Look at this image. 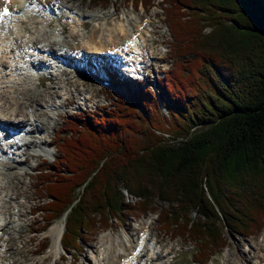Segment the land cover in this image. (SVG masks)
<instances>
[{
    "label": "trees",
    "instance_id": "trees-1",
    "mask_svg": "<svg viewBox=\"0 0 264 264\" xmlns=\"http://www.w3.org/2000/svg\"><path fill=\"white\" fill-rule=\"evenodd\" d=\"M164 2L177 59L159 91L139 88L133 103L115 91L112 108L88 111L69 131L62 125L38 181L45 227L65 219L67 254L82 231L134 209L124 190L144 212L154 198L167 205L157 218L194 244L195 264L224 248V230L249 236L264 227V0Z\"/></svg>",
    "mask_w": 264,
    "mask_h": 264
},
{
    "label": "rangeland",
    "instance_id": "rangeland-1",
    "mask_svg": "<svg viewBox=\"0 0 264 264\" xmlns=\"http://www.w3.org/2000/svg\"><path fill=\"white\" fill-rule=\"evenodd\" d=\"M26 1L33 4L31 5V8L35 9L33 12V10L29 8L28 12L25 14H30L28 15L27 19L25 17V20H28L30 26L35 24L34 22L32 23V21L37 19L38 15L43 16L46 13L44 11L46 6L52 8L50 14L52 16L49 17V15H46V17H49V19L51 20L49 25H43L45 26L44 30L46 32H44V34L34 36V39L36 41L34 42L35 44L40 46L42 42L39 43V39L43 41L49 37H56L62 40L61 43L50 44L49 48H54L57 50L58 47L60 48L65 46L67 50L68 48L75 50L82 48L83 50L81 49V55L75 54L76 61L74 63H71L70 66L64 65L67 67V72H65V74L63 73L57 75V80L59 82L57 85L47 79L41 80V84H38V86L36 87L37 93L35 92L39 98L38 104L35 105L32 95L23 104V107L21 108L23 110L20 109V111L18 112V114L23 115L26 120V117H28V115L25 114L24 108L27 107L28 104L29 106H32V108L38 107V109H41L45 106V102L56 104L60 100H63L65 97H68L69 100H71V104L58 107L60 116L52 114V118L49 117L47 119L48 121L46 120L45 116H42L41 114L37 116L38 119L43 118L45 121H47V134L45 135V137L51 138L52 142L49 143L48 147L46 146V149L49 150L50 153H41V158L38 159L37 157L34 158L35 156H28L27 163L25 164L26 161L23 163L25 164L24 169L26 170V173L20 179L12 178L15 183L21 186L20 191L28 190V193H31V198L29 201H26L23 194H19L13 200L9 199L5 202L6 207H9L12 212L10 217L12 222L10 223V225L13 226V230L11 231V234L16 235L18 224L20 223H22L25 227L30 223L32 224V226L36 227L23 234V238L25 240L24 244L21 243V241H17L13 246L14 249H22L23 254L26 255L25 261H22L20 256L16 255L15 257L17 258V264H33L35 262H39L41 258L44 257H46L44 258L45 264H103L104 260L99 253L101 249L105 247L106 243V241L101 240V234H103V232H107L113 236V244L115 246H113L114 254L126 255L127 252L128 254L129 252L131 253L132 249V253L135 251L137 253L141 251L137 259L135 260V264H195L192 261L194 244L186 237L182 238L184 236L180 235V228H173L175 226L178 227V225H171L170 228H168L169 230H171L169 231L166 227L161 225L160 220L156 218L158 210L161 209L159 207L161 206L165 209L167 208V205L154 198L153 203L151 204L152 208L147 212H144L140 210L139 207H137L135 202L136 198L128 194L125 190V201L129 202L131 206L134 207V209L132 210L129 207L128 209L122 211L119 218H112L109 222L111 226L108 228H103L96 224L95 228H93L88 235L82 231L81 234L83 235V238H81V240L79 241L78 248L75 253L64 254L63 249L61 248V241L56 253L50 252L49 250L55 236L49 233L48 229L52 225L57 226L58 229H60V223L63 222V230L61 233L62 237L65 222L64 217L53 220L49 225L46 226L47 229L43 230L45 228L46 221L48 220L46 219L47 211L44 207V203L48 201V198L47 194L44 192V185L42 183L39 184L38 181L40 179L43 180L48 176V173H45V175H43V169H48L53 165L52 159L57 152L54 143L57 141L58 136L60 135V131L56 130L63 124L70 126V128L68 129H62L63 131L71 130L75 125L82 123L88 111H93L97 107H100V109L105 108L106 110L112 108L115 102L113 100V93L115 91H119L124 97L127 98L128 102L132 103L133 101L128 98V94H131V92H136L138 90V87H140V89L148 87L152 92L159 91V78L172 67L173 62L175 61V59H177V57L173 55V51L171 50L170 46V42L173 41V38L169 30V17L165 15L164 11V7L166 6L164 0H150L151 3L149 2L150 5L147 6L141 4L140 1L136 2L135 0H72L71 6H67L69 3H67L66 5L63 0H39L40 2L37 5L35 0ZM94 1H96V3H94ZM148 1L149 0H143L142 3H147ZM42 6H45L44 10L42 9ZM68 9H71L73 11L71 15L68 13ZM60 13L62 15H60ZM95 14H97V16ZM73 15H75V19H72ZM105 15H107L108 18L104 19L103 21V17H105ZM180 15L181 13H178L177 16ZM80 19L83 20V22L85 21L84 26L81 25ZM105 21L106 25L104 24ZM99 24L102 25H100L101 27L99 29H101L102 27L105 28V31H103L104 37H108L109 35V30H106L107 27L114 28L117 27L118 24L121 25L120 27H124L127 29L132 28L131 30L134 32H136V28H140V31L142 33L141 38L145 39L144 45L146 49L151 52L152 61L150 63L149 61H147V64L143 63V67L138 69L135 73H132L129 70L121 67V70H118L119 73L116 72L120 74L121 77H124L123 84L126 85L125 88L121 89L117 86V84L120 83L118 82L116 73H112V77L116 80H113V84L107 82V85L104 84L103 81L105 80L101 76L94 73V71L98 69V64L105 63L106 69L103 72V74H105L110 73L109 67H112V63H117L116 65H122V62L124 63V57H127V53H110V51L108 52L110 47H112L113 45H117L119 41H114L113 45L112 43H110V45H106L108 49L106 48V50H103L102 52L93 48H90L89 50V48L87 49L83 45H81L82 41L89 39L90 36L96 37L99 34L96 33L98 30L92 29L93 27H97ZM61 26H63L64 28L60 30L59 28ZM70 32L74 33V35H71ZM123 42L124 41H121V43ZM74 45L78 46L76 47ZM121 53H123L124 55H121ZM48 62L51 64L55 63L50 59V57H48ZM83 67H87V69L90 70L92 68H95V70H93L94 74H86L85 71L82 70ZM46 68V72H43V74L49 75V73L47 72L51 69V67ZM112 69L116 68L113 66ZM32 72L34 71L32 70ZM35 82L37 81L35 80ZM140 82L142 83L140 84ZM53 85H56L55 88H57L58 93L50 98L48 97V93L46 91L47 87H52ZM41 94H44L45 96ZM136 94L137 93H134L130 97ZM51 99H53V101ZM133 108L141 113L142 116H145L140 107L133 106ZM161 108L165 113L163 106H161ZM100 109L98 110L99 112L102 111V109ZM67 119H69L68 122ZM35 145L36 147L39 146V144ZM42 159L46 162L43 165L40 162ZM32 164L36 165L34 170L29 168V166ZM40 165H42L43 168L39 169L40 171H38V167ZM59 165L60 164H58L57 166L59 167ZM17 171L21 172L22 170ZM48 171H50V169ZM0 180L5 181L6 179L0 178ZM11 192L12 191L10 190L9 194ZM16 199L20 202H16ZM18 203H22L23 207L18 208L16 206ZM29 207L31 208V213L27 214V218L18 220L16 216L18 211L26 213ZM37 207L38 210H35V212H33V209ZM164 209L162 210L163 214ZM193 216L194 215L192 214L191 217ZM33 217H35V219ZM4 218H6L5 214L0 216V221L4 220ZM96 220H98V218ZM182 222V220H179L178 223L181 224ZM143 230H149L150 235L148 240L143 242L145 248L142 251L141 246L139 248H136L135 245L138 242V233ZM263 230L264 227L258 233L249 236H242L224 230L223 237L225 246L220 252L215 254L207 264H248L246 263V259L254 257L255 254L258 255L260 263L264 264ZM3 232L6 235L2 233L0 234L4 238L7 236V233L5 231ZM45 244L46 247L43 248ZM35 248H38V250L34 253L28 251L29 249L32 250ZM121 248H124L126 250L123 251ZM156 254H159V256H157L158 258L155 257ZM61 255H64V259L60 258ZM8 260L10 259H0L2 264H7Z\"/></svg>",
    "mask_w": 264,
    "mask_h": 264
},
{
    "label": "bare ground",
    "instance_id": "bare-ground-1",
    "mask_svg": "<svg viewBox=\"0 0 264 264\" xmlns=\"http://www.w3.org/2000/svg\"><path fill=\"white\" fill-rule=\"evenodd\" d=\"M35 1H36V5L40 2L39 0H35ZM63 1L66 3V5L67 3H69L67 6L72 5L71 4L72 0H63ZM31 5L33 4H31L30 2H27L26 0H8V1L0 0V13L1 11H3L5 7H9L11 11V13L8 16L4 17L3 21L0 23V122L5 121V120L12 121V122L13 120H16L17 122L22 121L21 125L19 126L20 130H19V134L17 138L9 139L7 137L8 132L5 130L2 131L3 132L2 138H0V143L4 144L3 146L0 145V178L6 179L5 181L0 180V214L6 215V218L0 221V233L5 234L3 231L7 233V236L4 238L0 234V259L9 258L10 260H8L7 264H17V258L15 257L16 255H19L22 261L26 260V255L23 254L22 249H14L13 246L15 245L17 241H21V243L24 244L25 240L23 238V234L25 232L30 231L31 229L36 228L35 226H32L31 223L28 224V226L26 227L22 223H20L18 224L16 235L11 234V231L13 230V226L10 225V223L12 222L10 218L12 212L9 209V207H6L5 202L9 199L13 200L19 194H23L26 201H29L31 198V193H28V190L20 191L21 186L15 183L12 180V178L20 179L26 173L24 166L27 163L28 156L29 157L35 156L34 158L37 157L38 159V158H41L40 157L41 153H44V154L50 153V151L46 149V146L48 147L49 143L52 142L51 138L45 137V135L47 134V131H46V125L48 121L47 119L49 117L52 118L51 116L52 114L56 116H60V111L58 107L71 104L70 102L71 100H69L68 97H65L63 100H60L56 104H52L51 102H45L47 99L46 98L44 101L45 106L42 107L41 109H38V107L32 108V106H29L28 104V106L25 107L24 109H25V114L31 116V119L29 117H26V120L25 118L24 119L21 118L23 117V115L18 114V112L23 107V104L25 103V101L32 95H33L32 98L35 102V105L38 104L39 98L36 95L37 93L36 87L38 86V84H41V80L47 79L57 85L59 83L57 80V75L63 74V73L65 74V72H67V70L64 69L62 66L58 65V63L61 62L63 65L70 66L71 63H74L76 61L75 54L81 55L80 53L83 50L82 48H79V47H78L79 49L77 50L71 49V48H68L67 50L65 46L60 47V48L56 47L58 51L54 48L53 49L49 48L50 44L61 43L62 40L56 37H49L43 41L39 39V43L42 42L41 45L38 46L37 44H35L34 42L36 41L34 39V36L44 34V32H46L44 30L45 26L43 25L44 24H46V26L49 25L51 21L49 17L52 16L50 15L52 8L48 6L46 7L42 6V9L44 10V7H45L44 11L48 14L45 13L43 16L38 15L37 19L32 21V23L34 22L35 24L30 26V23L28 22V20H25V17L27 19L28 15L30 14L28 15H25V14L28 12V9L32 7ZM31 9L34 12L35 9L33 8ZM68 10H69L68 13L71 15L73 11L71 9H68ZM46 15H49V17H46ZM60 15L62 14L60 13ZM95 15L97 16V14ZM73 18L75 19V15L72 16V19ZM107 18L108 16L105 15V17H103V21L104 19H107ZM80 21H81V25L84 26L85 21L83 22V20L81 19ZM104 24L106 25V21ZM100 25L101 24H99L97 27L92 28L93 30H98L97 32L96 31L95 32L99 34L96 37L90 36L89 39L86 38L87 40L82 41L81 45H83L87 49L89 48V50L90 48L91 49L93 48V49L100 50V52H102L103 50L104 51L106 50L107 48L106 45H110V43H112L113 45L114 41H119L118 42L119 44L117 43V45H113V46L111 45L112 47H110L108 51H110L111 49L115 50L121 45H126L127 51H128L127 57H124V63L122 62V65L119 67L125 68L132 73H135L138 69L143 67V63L147 64V61H149V63L152 61L151 52H149L148 49H146L144 45L145 39L141 38L142 33L140 31V28H136L137 30H135L136 32H134L131 30L132 28L127 29L124 27H120L121 25L118 24L117 27H114V28L107 27L106 30H109L108 32L109 35L108 37H104L103 31H105L104 30L105 28L102 27L101 29H99L102 26ZM63 28L64 27L61 26L59 29L61 30ZM70 33L71 35H74V33L72 32ZM25 35H28V36H25ZM121 41H124V42L121 43ZM132 42L133 44L131 46ZM36 49H38L39 51L38 53L35 54L34 51ZM121 55H124V54L121 53ZM48 57H50V59L56 63L54 64L49 63ZM105 66H106L105 63H103V64H98V69L96 70L95 68H92L90 70V69H87V67H83L82 70H87L89 74L95 73L96 75L101 76L102 78L106 79L111 84H113V80H116L112 77V73H114V71H112V67L110 66L109 67L110 73L103 74V72L106 69ZM46 67H51L52 69V70L50 69L47 72L49 73V75L43 74V72H46V69H47ZM32 70L34 72H32ZM93 70H95L94 73H93ZM121 78L122 79L118 80L120 84H117V86L122 89V88H125L126 85L123 84L124 77H121ZM35 80L37 82H35ZM56 85H53L52 87L51 86L47 87L46 92L48 93V97L52 98L58 93L57 88H55ZM139 88L140 87H138L137 89L139 90ZM138 90L136 92H131V94L137 93ZM41 95H44V94H41ZM51 100L53 101V99ZM39 114H41L42 116H45L47 121H45L41 117H40L41 119H38L37 116ZM61 126L59 128H61ZM59 128L56 131H58ZM27 136H31V137L27 138ZM35 144H39V146L36 147ZM24 162L25 164H23ZM35 167H36L35 164H32L29 166V168L32 170H34ZM16 169L22 170V171L18 172ZM10 190L12 192L9 194ZM17 199L15 201L20 202ZM16 206L18 208H22L23 204L18 203ZM38 207L34 208L33 212H35V210H37ZM30 213H31V208L29 207L26 213L22 211H18L16 216L18 220L25 219L27 218V214H30ZM33 218L35 219V217ZM59 228L60 229H58L57 226L52 225L48 229L49 233L55 236L49 248L50 252H53V253H56L58 251V246H60L59 243H60L61 233L63 230V222L60 223ZM138 234H139L138 242L136 243L135 246L136 248L141 246V250L143 251L145 246L141 244H143V242L148 240L150 232L149 230H143V231H140V233ZM101 240L106 241L105 247L102 248L101 251L99 252L104 260L103 264H135V260L141 253V251L139 253L137 252L132 253V250H133L132 249L131 253L129 252L128 254L127 252L128 255L127 254L126 255L125 254H114L113 253V246H114L113 240L114 239H113V236L107 232L105 233L103 232V234H101ZM121 249L123 251L126 250L124 248H121ZM37 250L38 248H35L32 250L29 249L28 251H30L31 253H34ZM157 256H159V254H156L155 257L158 258ZM44 258H41L39 262H35L33 264H45ZM60 258L64 259V256L61 255ZM246 260H247L246 263L248 264H261L260 259L257 254H255L254 257L248 258ZM0 264H2L1 261H0Z\"/></svg>",
    "mask_w": 264,
    "mask_h": 264
},
{
    "label": "snow or ice",
    "instance_id": "snow-or-ice-1",
    "mask_svg": "<svg viewBox=\"0 0 264 264\" xmlns=\"http://www.w3.org/2000/svg\"><path fill=\"white\" fill-rule=\"evenodd\" d=\"M4 11H5V13H7V9H5ZM0 135H2V133H0Z\"/></svg>",
    "mask_w": 264,
    "mask_h": 264
}]
</instances>
